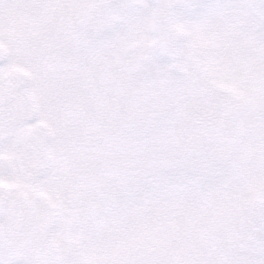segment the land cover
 <instances>
[{
	"label": "snow or ice",
	"instance_id": "obj_1",
	"mask_svg": "<svg viewBox=\"0 0 264 264\" xmlns=\"http://www.w3.org/2000/svg\"><path fill=\"white\" fill-rule=\"evenodd\" d=\"M0 264H264V0H0Z\"/></svg>",
	"mask_w": 264,
	"mask_h": 264
}]
</instances>
